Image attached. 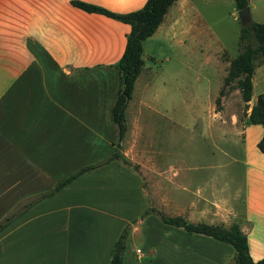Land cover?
<instances>
[{"label":"crops","instance_id":"1","mask_svg":"<svg viewBox=\"0 0 264 264\" xmlns=\"http://www.w3.org/2000/svg\"><path fill=\"white\" fill-rule=\"evenodd\" d=\"M147 1L0 0V264H110L114 245L128 225L126 264L236 263L228 244L165 225L151 214L141 219L151 208V195L153 208L168 217L226 229L238 225L252 259L264 258L261 152L245 162V197L222 195L226 184L222 190L213 181L204 187L186 171L166 177L178 196L166 193V182L156 181L149 182L147 195L139 171L115 161L39 200L79 169L107 159L117 141L112 108L120 75L114 67L125 53L131 26L73 2L129 14ZM190 11L197 12L192 1L175 2L143 44V70L125 113L122 154L131 163H139L141 130L151 112L149 79L137 94L142 75L151 73L145 47L160 35L186 53L192 27L187 29L184 22ZM147 58L154 57L149 53ZM248 123L249 118L240 131L244 135L257 126ZM263 136L261 132L256 145ZM162 175L156 172L148 179ZM257 183L258 190L252 187Z\"/></svg>","mask_w":264,"mask_h":264},{"label":"rangeland","instance_id":"2","mask_svg":"<svg viewBox=\"0 0 264 264\" xmlns=\"http://www.w3.org/2000/svg\"><path fill=\"white\" fill-rule=\"evenodd\" d=\"M190 1L197 12H188L184 22L187 29L192 27L187 52L174 48L160 35L145 47L146 65L151 66V73L142 75L137 94L143 80L149 79L151 112L146 113L148 117L141 130L139 163L132 164L139 166L147 195L149 182L156 181L166 182V193L178 196V188L170 185L166 177L174 171H186L191 179L204 182V187L213 181L222 190L226 184L222 195L245 197L249 188L245 162L253 152L260 154L256 139L264 128L254 126L249 135L240 132L247 126L248 114L238 81L225 85L229 64L241 51L243 25L234 0ZM249 8L252 22L264 24V0H249ZM149 53L154 57L151 61L147 58ZM255 67L250 107L264 94V62L260 56ZM218 98L221 102L217 105ZM136 102L137 97L130 106L135 107ZM156 172L163 173V179L149 180L148 176ZM260 186L261 183L252 185L256 190ZM148 197L151 210L153 195ZM162 198L163 195L161 202ZM236 203L239 205V201Z\"/></svg>","mask_w":264,"mask_h":264},{"label":"trees","instance_id":"3","mask_svg":"<svg viewBox=\"0 0 264 264\" xmlns=\"http://www.w3.org/2000/svg\"><path fill=\"white\" fill-rule=\"evenodd\" d=\"M179 0H148L145 6L129 14H116L105 8L84 3L73 2L76 7L95 14H101L111 19L131 26V32L127 37L125 53L120 62L114 67L120 75V89L112 108L113 122L117 128V141L114 143L112 154L102 162L79 169L77 172L58 183L53 190L43 194L39 200H44L63 190L85 174L102 168L111 162H121L124 166L139 171V166L133 165L122 154V143L128 131L125 113L135 90L136 81L139 78L143 66V44L152 37L163 23L165 15L170 7ZM238 11L249 7V0H234ZM240 53L230 62L229 73L225 85L230 86L238 81V89L245 103V112L248 114L252 125L264 128V94H260L257 103L250 107L253 97V76L255 73V60L260 56L264 62V24L251 23L242 27L240 35ZM223 91L221 95H223ZM221 102L217 99V105ZM259 151L264 154V136L257 145ZM149 214H156L160 220L168 226L183 229L189 234L211 237L221 243L233 247L236 253L235 264H264V258L255 262L251 255L247 236L238 225L226 229L222 226H213L205 223L191 224L180 217H168L156 209L147 210L141 219ZM4 226H1V229ZM131 225L126 226L118 237L111 254L110 264H126L125 251Z\"/></svg>","mask_w":264,"mask_h":264},{"label":"water","instance_id":"4","mask_svg":"<svg viewBox=\"0 0 264 264\" xmlns=\"http://www.w3.org/2000/svg\"><path fill=\"white\" fill-rule=\"evenodd\" d=\"M239 19L244 27L251 25L252 19H251V12L249 7L239 11Z\"/></svg>","mask_w":264,"mask_h":264},{"label":"built area","instance_id":"5","mask_svg":"<svg viewBox=\"0 0 264 264\" xmlns=\"http://www.w3.org/2000/svg\"><path fill=\"white\" fill-rule=\"evenodd\" d=\"M138 253H139V254H141V251H140V250H138Z\"/></svg>","mask_w":264,"mask_h":264}]
</instances>
